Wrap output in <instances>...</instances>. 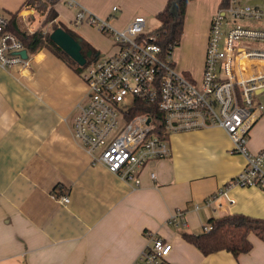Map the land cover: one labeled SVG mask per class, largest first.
Wrapping results in <instances>:
<instances>
[{"label": "crops", "instance_id": "0c3cea01", "mask_svg": "<svg viewBox=\"0 0 264 264\" xmlns=\"http://www.w3.org/2000/svg\"><path fill=\"white\" fill-rule=\"evenodd\" d=\"M76 1L116 28L137 15L156 16L167 3ZM23 2L0 0V14L7 17ZM219 2L186 3L182 34L172 50L185 75L201 77L209 23ZM53 8L52 21L85 46L97 54L113 51L109 36L75 21L76 7L57 1ZM35 12L40 13L29 6L18 14L27 24ZM29 57L28 68L0 66V264H133L147 232L171 243L168 264H264V239L253 233L248 236L251 249L237 257L226 250L204 255L181 237V231L201 232L211 217L238 212L264 218V190L256 187L229 188L234 202L224 200L220 208L203 203L245 162L231 150L221 127L173 133L170 155L147 162L134 185L93 160L95 153L73 136L77 104L86 98L81 74L45 47ZM247 145L251 151L264 147V110ZM64 193L69 197L65 204L57 199ZM176 209L183 210L182 227L167 223Z\"/></svg>", "mask_w": 264, "mask_h": 264}, {"label": "built area", "instance_id": "2783aa9c", "mask_svg": "<svg viewBox=\"0 0 264 264\" xmlns=\"http://www.w3.org/2000/svg\"><path fill=\"white\" fill-rule=\"evenodd\" d=\"M55 1L76 7L75 21L93 25L111 37L114 47L86 60L80 73L86 98L77 104L72 130L85 150L95 153L93 160L139 185V172L147 162L170 155L173 133L218 126L228 134L231 150L245 162L203 199L204 205L220 208L224 200L233 203L228 190L234 186L264 190V147L251 151L247 145L250 129L264 110L256 100L264 91V0H226L223 5L220 0L210 19L199 79L178 70L172 49L164 52L154 29L145 30L144 16L116 28L76 0ZM5 26L6 18L0 14V66L28 68V52L25 58L20 55L25 49L22 42ZM137 101L153 107L132 115ZM57 199L69 201L65 193ZM182 216L183 210L176 209L167 223L184 225ZM210 228L208 223L202 226ZM146 239L133 264H168L171 243L152 232Z\"/></svg>", "mask_w": 264, "mask_h": 264}, {"label": "trees", "instance_id": "16d2710c", "mask_svg": "<svg viewBox=\"0 0 264 264\" xmlns=\"http://www.w3.org/2000/svg\"><path fill=\"white\" fill-rule=\"evenodd\" d=\"M172 1L173 0H167L164 8L156 15L159 21V26L154 29V32L157 33L156 42L161 46L164 52H167L169 48L173 50L179 43L182 34L185 6L189 0H180L176 15L170 12ZM55 2V0H24L18 10L8 12L7 17H5V30L13 33L22 42L29 55L34 54L41 48H48L57 57L62 58L69 65L74 67L80 74L83 70V66L76 64V62L54 44L53 41L50 40L48 33H43L40 30L29 31L26 29L23 26L21 16L18 14L20 9L31 6L40 13L45 14L46 18L44 22L46 23L52 20L56 15L53 8ZM220 3L223 5L226 3V0H221ZM56 26L57 24L54 25V27ZM81 44L84 50L90 48L83 43ZM96 54L97 51L92 49L91 57ZM88 59L89 58H87V60ZM151 107L153 106L137 101L131 114L147 111ZM206 223L210 224L211 228L202 230L199 233L181 231V237L197 247L204 255L219 250H226L234 257H237L240 253H245L251 249L252 244L248 238L249 234L253 233L259 239H264V218L234 212L218 217H211ZM182 226L181 224V227Z\"/></svg>", "mask_w": 264, "mask_h": 264}, {"label": "water", "instance_id": "95a60500", "mask_svg": "<svg viewBox=\"0 0 264 264\" xmlns=\"http://www.w3.org/2000/svg\"><path fill=\"white\" fill-rule=\"evenodd\" d=\"M180 0H173L170 6V12L176 15L177 8ZM49 38L56 44L63 52H65L76 64L82 66L85 64L87 58L92 56V49H83L81 40L75 36L72 32L65 29L61 25H57L49 33ZM22 57H27L26 50L23 49L20 52Z\"/></svg>", "mask_w": 264, "mask_h": 264}, {"label": "rangeland", "instance_id": "374dc122", "mask_svg": "<svg viewBox=\"0 0 264 264\" xmlns=\"http://www.w3.org/2000/svg\"><path fill=\"white\" fill-rule=\"evenodd\" d=\"M218 1V0H215ZM43 14V13H42ZM46 16L45 15H41V13H37L35 12L34 15L32 16V20H30L27 24L23 22V26L28 29L29 31H31L29 28H31L33 31L34 30H40L43 33H50L52 31V29L54 28V25L56 24L54 21L49 20L48 22H44ZM146 19V27L145 30H152L155 29L159 26V21L156 18L155 15H145L144 17ZM111 39V37H109ZM112 40V39H111ZM106 52H102L101 54H103ZM194 75V77L196 79H199V76L196 72L192 73ZM256 100L257 101H261L264 105V91L259 93L256 96Z\"/></svg>", "mask_w": 264, "mask_h": 264}, {"label": "flooded vegetation", "instance_id": "af4514ba", "mask_svg": "<svg viewBox=\"0 0 264 264\" xmlns=\"http://www.w3.org/2000/svg\"><path fill=\"white\" fill-rule=\"evenodd\" d=\"M86 49V48H85Z\"/></svg>", "mask_w": 264, "mask_h": 264}]
</instances>
